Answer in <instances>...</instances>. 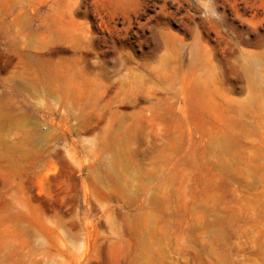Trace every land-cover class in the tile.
<instances>
[{
	"label": "rangeland",
	"instance_id": "obj_1",
	"mask_svg": "<svg viewBox=\"0 0 264 264\" xmlns=\"http://www.w3.org/2000/svg\"><path fill=\"white\" fill-rule=\"evenodd\" d=\"M0 264H264V0H0Z\"/></svg>",
	"mask_w": 264,
	"mask_h": 264
}]
</instances>
